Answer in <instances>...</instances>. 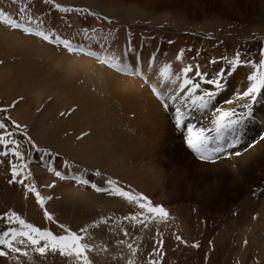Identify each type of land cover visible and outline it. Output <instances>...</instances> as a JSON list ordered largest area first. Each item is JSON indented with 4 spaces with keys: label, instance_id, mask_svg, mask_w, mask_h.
Returning <instances> with one entry per match:
<instances>
[{
    "label": "bare ground",
    "instance_id": "6f19581e",
    "mask_svg": "<svg viewBox=\"0 0 264 264\" xmlns=\"http://www.w3.org/2000/svg\"><path fill=\"white\" fill-rule=\"evenodd\" d=\"M7 1L12 5L11 0ZM88 1L90 8L86 10L95 13L88 16L95 31L82 35L79 28L89 22L74 12L68 19L61 15L54 31L42 28L68 39L63 30L70 26L74 35L69 41L73 46L81 45L85 52H95L99 59L79 51L69 53L55 43L0 24V107L16 102L10 115L25 126L24 130L39 149L52 153L51 157H42L40 151L30 148L26 161L32 172L28 182L35 185L42 196L52 197L45 200V209L53 216V221L45 219V209L36 204L34 196L25 193L20 184L9 183L10 158L0 157L1 174L3 181H7L6 188L19 193L17 205L21 203L24 210L35 206L32 207L34 213L30 214L43 216L54 234L66 235L60 225L76 233L89 227L87 242L95 249L89 253L92 264H111L116 260L113 259L114 241H118L121 228H128L116 214L118 208L135 212V205L108 193H97L90 186L78 185L70 179L59 180L47 169L53 167L66 175H82L98 187H105L107 180H113L130 192L144 195L169 212L165 224L176 227L188 242L195 226L202 227L226 206L242 201V207L251 208V198L257 196L256 187L264 182V105L254 106V119L233 150L238 151L239 156L225 153L215 163L201 162L188 146L186 128L191 124L207 133L213 128L216 107L223 110L235 107L241 111L236 97L246 89L251 69L241 66L232 76H225L224 89L204 112L185 107L179 99H168L175 94L180 81H166L159 73L166 64L171 65L174 79L183 67L191 64L206 72L207 78H214L221 69L230 70V65L221 58H231L237 51L245 60L258 61L264 48V0ZM66 2L69 3L56 0L62 6L67 5ZM43 4L40 0L39 5ZM180 25L185 27V32L177 30ZM171 30L172 34L168 33ZM129 45L135 51H129ZM181 49L184 55L177 61L175 57ZM43 60L45 63L40 64ZM103 60L127 67L124 72H117L102 63ZM212 60L217 62L211 63ZM28 63L34 64L30 71ZM189 75L198 81L193 73ZM153 87L161 93L160 99L151 91ZM205 89L215 90L212 85L202 84L200 92ZM163 100L167 103H162ZM228 100L233 104H227ZM177 107L187 114L180 127L176 124ZM62 196L74 200L76 208L87 213L93 210L95 197L112 198V210L117 212L92 218L85 214L83 217L74 215L75 212L58 216L53 205ZM10 211L21 216L13 206H1L0 216ZM261 211L258 215L264 217V205ZM102 217L111 219L106 225L91 227L93 221ZM21 218L28 223L32 221L27 214L26 218ZM255 219L257 216L247 223L245 234L251 236L252 242H261L264 246V223L257 225ZM6 227L0 222V231ZM238 230L240 233L239 227ZM130 233L142 238L136 228H131ZM232 235L233 243L235 240L238 244L244 242L245 236L234 232H218L212 240L229 243ZM126 251L123 246L121 255ZM55 262L75 264L58 253L40 257L30 251L28 257L15 260L10 256L0 257V264Z\"/></svg>",
    "mask_w": 264,
    "mask_h": 264
},
{
    "label": "snow or ice",
    "instance_id": "6c2138e0",
    "mask_svg": "<svg viewBox=\"0 0 264 264\" xmlns=\"http://www.w3.org/2000/svg\"><path fill=\"white\" fill-rule=\"evenodd\" d=\"M16 0H13L15 3ZM45 5L51 6L57 12L65 15L69 13L81 14L85 16H94L90 10L83 8L65 7L56 0H43ZM20 12L26 13L25 8H21ZM106 19V18H105ZM0 24L6 26L10 30L19 31L25 35L34 36L42 39L50 44L55 43L57 47H63L69 53L79 51L88 56L99 57L95 52H85V49L81 45L73 46L68 39H62L60 36L52 32H46L42 28V21H35V18L28 16L25 22H19L17 19L5 14L0 10ZM34 24V26H33ZM87 31V29H85ZM95 31V29H93ZM169 43H172L169 41ZM129 51H135L134 48L129 45ZM184 55V50L181 49L176 55L175 59L180 61ZM260 59L258 61L245 60L242 58L241 52H235L231 58L222 57L230 65V70L221 69L218 71L214 78H207V73L199 70L198 67L194 68L191 64L183 67L180 70V75H176L171 72V65H165L160 71V76L164 77L166 81L171 80L172 83L180 81L176 88L175 94L168 97L170 100L179 99L181 104L188 107L191 110L200 112L207 111L213 104V101L219 95L225 87L223 80L225 76H232L238 67L247 66L251 69L247 75V81L249 82L246 89L239 93L236 97L239 106L242 109L237 111L235 107L229 110H223L220 107H216L213 111L212 124L213 128L207 130L197 129L195 125L188 124L187 128V142L188 146L193 149L198 159L205 163H215L217 159L225 153L239 156L238 151H233L241 143L245 129L248 123L254 119V106L256 104L264 105V48L261 49ZM108 67L115 69L117 72H124L126 65H122L119 62L108 63L107 60L101 61ZM217 61L212 60L211 63ZM151 59L149 60V67H151ZM167 73V75H165ZM193 73V76L189 74ZM212 85L215 90L205 89L200 92L201 85ZM157 99H160L161 93L157 88L151 89ZM183 94V95H181ZM162 103L166 104L167 100H163ZM227 104H233L232 100L226 101ZM16 102H13L9 107H0V157L10 158L8 159L10 180L9 183L20 184L25 193L31 194L35 198L36 204L45 209V200L52 199L51 196L44 197L37 190L36 186L29 183V177L32 176V172L28 170V162L24 152L22 151L21 142L15 137L22 135L27 143L31 145L32 150L40 151L43 156L51 157L52 153L47 150L39 149L38 145L32 141L31 137L24 130L25 126L16 122L10 115L11 109L14 108ZM176 124L177 127L184 125L186 113L177 107ZM65 113H61V116ZM79 138V137H78ZM198 142V145L197 143ZM65 167L67 164L65 163ZM47 171L57 177L59 180L70 179L78 185L90 186L97 193H108L110 196H116L123 198L128 204L135 205L138 211L130 212L123 217L124 221H127L133 228L138 225H142L145 230L149 228V225L153 222L167 223L169 219V212L160 205L154 204L148 200L147 197L140 194L137 195L134 192H130L120 187L113 180H107L105 187H98L94 183H90L89 179H84L82 175L69 174L66 175L60 170L49 167ZM96 175H99L97 172ZM54 187V185H49ZM44 217L48 221H53V216L45 209ZM111 218H100L98 221H93L91 227H99V225H106ZM0 222L7 225L6 229L0 231V257H12L15 260L17 257H28L29 252H33L40 257H46L48 253H58L61 257H68L75 262V264H92L89 257V253L93 252L94 246L88 243L89 227L80 229L79 233L71 231L64 225H60L64 229L66 235H56L51 231L42 230L39 227L34 226L32 223L26 222L16 212H5L0 216ZM123 235L129 237V240H118L117 245H123L128 250L127 264H136L137 253L139 251V244L137 241L139 236H134L126 228H121ZM159 234V233H158ZM176 241L187 245V242L179 235L175 236ZM246 243V242H245ZM135 245V246H134ZM193 248H198L197 243L191 245ZM163 240H159L153 247V251L148 253L147 264H161L163 257ZM107 251V248L102 249ZM160 257L161 259H157ZM116 259V257H113ZM123 259V257H121Z\"/></svg>",
    "mask_w": 264,
    "mask_h": 264
},
{
    "label": "rangeland",
    "instance_id": "374dc122",
    "mask_svg": "<svg viewBox=\"0 0 264 264\" xmlns=\"http://www.w3.org/2000/svg\"><path fill=\"white\" fill-rule=\"evenodd\" d=\"M6 1L7 0L5 1L0 0V10H2L5 14L11 16L12 18L17 19L19 22H25L28 19L27 15L32 16L35 18V21H42V26H44L45 30L51 29V31H54L59 24L60 16L65 15L63 13L57 12L49 5H45V4L39 5L40 0H16L15 3H13V0H11L12 5L11 2L9 1L6 2ZM65 1L69 2V3L66 2L67 5H65V7L83 8V9L90 8L88 6L89 5L88 0H71V1L65 0ZM21 8H25L27 14L20 12ZM71 14L72 13L65 15L67 16V19L70 18ZM81 14H79V17L81 18L86 17V21L88 22L90 21L88 19V16H85L83 13ZM84 25H82L81 27L82 29L79 28L81 34L83 32L87 34L88 32L91 33L93 31V29L91 28L92 27L91 22L86 24V26ZM222 25L224 26V24ZM69 27L65 26L64 27L65 30H63L67 34V37H70L68 38V40L72 39L74 35L73 30H71L70 29L71 27L70 28ZM85 29H87V31H85ZM177 30L180 33H183L185 32V27L183 25H180L177 28ZM59 31L61 33L62 29H60ZM168 33L172 34V30L168 31ZM43 63H45L44 60L40 62V64ZM33 67H34L33 63H28V67H27L28 71L32 70ZM17 139L21 142L22 151L26 155L25 157L28 158L29 156L27 155L29 153L31 145L27 143V141L22 135H19ZM2 169H3V163L0 162V178L2 179V181L0 179V207L13 206L22 217L26 218V214H27V217H29L32 221H34V224H36L39 228L48 229V231H52L55 233V231L52 229L50 224L45 222L43 216L41 217L39 214L36 213L34 217V215L30 214L31 212H33V208H35V206L32 205L30 206L31 208H29L28 210H24V208L20 206L21 203L17 205L18 199H20L19 193L15 189L14 191H12L6 188L7 181L6 180L3 181L1 174L3 171ZM256 193L257 196L251 198V201L253 202L251 208L242 207V201L237 202L234 203L233 205L230 206L228 205L225 208H223L221 210V213L214 215L202 227L195 226V228L192 230L190 234L191 237L190 242L186 241V239L183 237L181 232L176 227L171 228L172 226L169 227L165 223L157 224L154 222L155 224L149 225V228L147 230H145L142 225H138L136 227V232L140 233L142 235V238L137 241V244H139V251L137 253L136 264H147V259H148L147 254L153 251L154 245L159 240H163V248L161 249V251L163 252L164 255L162 259L160 257H156V258L161 259V264H264V257L260 259L261 254H264L263 251L264 246L260 245L261 242L260 243L252 242L251 236L245 234L248 231L247 223L251 222L255 216H257V220L255 219L254 221L256 222L257 225L264 223V217L258 215L261 214L262 212L261 208L264 205V182H260L258 184V186L256 187ZM60 199H58L57 202L58 204L55 203L53 205V209H54L53 211L58 216H63V215L70 216V214L75 212L74 215L83 217V214H85L88 216L90 215V217L92 218V216L97 217L99 214L108 215L110 214V211H113L115 213L117 212L115 211V209L112 210V207L114 206L112 202V198H108V197L105 198L104 196H98L94 198L95 206L90 213L88 212L89 214L85 210L83 211L80 210L79 208H76L77 205L74 200L70 198H66L64 196H62ZM120 209L121 208H118L119 212H117L116 214L121 216L123 220V217L128 215L130 211L128 209L126 210H123V208L121 210ZM134 211H138V209L135 208ZM124 222L128 224V228L126 229L130 232V229L133 227L127 221ZM193 222L196 224L195 221ZM238 227L241 230L240 233L238 232L239 231ZM218 232L238 233L239 236H245L244 242L238 244V241L235 240L234 241L235 243H233L232 240L235 239V237H233L234 235L230 236V240L227 241L229 243L215 242L212 239L215 237V235ZM262 234L264 235V231L262 232ZM119 235L120 236L118 240H129V242H131L129 237H125L123 235V232H121ZM176 235L182 237V239L187 242V245L176 241L175 239ZM102 242L104 243L105 241ZM116 242L117 241H114L115 244L113 245L115 249L113 253H115L116 260L111 261V264H127L128 250L126 251L125 255H121V248L123 247V245H117ZM193 243H197L199 247L198 248L191 247ZM107 246L110 245L107 243ZM121 257H123V259H121ZM51 264H60V263L55 262Z\"/></svg>",
    "mask_w": 264,
    "mask_h": 264
}]
</instances>
